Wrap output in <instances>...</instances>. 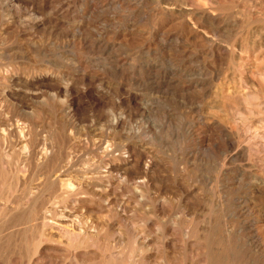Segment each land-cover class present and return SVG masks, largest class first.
<instances>
[{
  "label": "rangeland",
  "instance_id": "obj_1",
  "mask_svg": "<svg viewBox=\"0 0 264 264\" xmlns=\"http://www.w3.org/2000/svg\"><path fill=\"white\" fill-rule=\"evenodd\" d=\"M263 59L264 0H0V264H264Z\"/></svg>",
  "mask_w": 264,
  "mask_h": 264
},
{
  "label": "bare ground",
  "instance_id": "obj_2",
  "mask_svg": "<svg viewBox=\"0 0 264 264\" xmlns=\"http://www.w3.org/2000/svg\"><path fill=\"white\" fill-rule=\"evenodd\" d=\"M262 1H263V0H262ZM260 58H261V57H260ZM256 60H257V59H256ZM263 60H264V59H263ZM257 61H258V60H257ZM257 61H256V62H257ZM257 64H258V63H257ZM256 68H258V67H256ZM255 70H256V69H255ZM258 70H259V69H258ZM263 71H264V70H263ZM260 72H261V71H260ZM260 72H258V73H260ZM256 73H257V72H256ZM258 73H257V74H258ZM254 74H255V73H254ZM263 85H264V84H263Z\"/></svg>",
  "mask_w": 264,
  "mask_h": 264
}]
</instances>
